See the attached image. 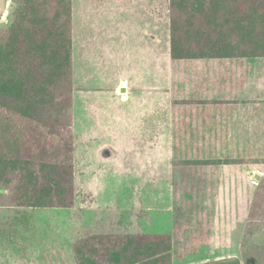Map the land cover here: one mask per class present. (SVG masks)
<instances>
[{"label": "crops", "instance_id": "1", "mask_svg": "<svg viewBox=\"0 0 264 264\" xmlns=\"http://www.w3.org/2000/svg\"><path fill=\"white\" fill-rule=\"evenodd\" d=\"M76 4L104 18L79 21ZM72 7L74 177L77 154L90 152L99 126L110 132L108 163L147 170L139 184L159 186L164 177L170 185L247 183L255 165L241 155L264 152V57L176 62L170 5L162 23L161 0H72ZM101 67L106 86L80 76ZM12 220L10 228L16 214Z\"/></svg>", "mask_w": 264, "mask_h": 264}, {"label": "trees", "instance_id": "2", "mask_svg": "<svg viewBox=\"0 0 264 264\" xmlns=\"http://www.w3.org/2000/svg\"><path fill=\"white\" fill-rule=\"evenodd\" d=\"M14 4L0 31V193L16 211L70 208L72 0ZM170 34L176 60L264 57V0H170ZM250 193L246 188L234 202L237 220H246L241 257L195 264H264V244L257 242L264 237V180ZM173 236L89 233L72 250L76 264H174Z\"/></svg>", "mask_w": 264, "mask_h": 264}, {"label": "rangeland", "instance_id": "3", "mask_svg": "<svg viewBox=\"0 0 264 264\" xmlns=\"http://www.w3.org/2000/svg\"><path fill=\"white\" fill-rule=\"evenodd\" d=\"M169 5L170 0H161L162 23ZM14 6V0H0V31L10 23ZM75 13L79 21L81 16L87 20L104 18L95 8L90 14L77 4ZM81 32H85L83 27ZM176 62L183 64L190 59ZM102 68L88 74L81 72L80 76L86 77L91 86H106L110 76ZM90 133L93 139L90 152L85 158L77 154L75 160L74 206L28 208L17 212L0 193V264H76L72 250L76 239L89 233L111 232L173 234L174 264L241 257L246 220H237L239 214L234 202L246 188L251 189V196L264 180V152L241 155L239 161L247 160L255 165L243 185H188L178 181L170 185L166 183L169 179L164 177L161 185L152 186L138 183L140 176L147 173L138 164L128 166L125 162L122 167L120 162L105 160L110 152L106 155L103 141L110 132H100V127L96 126ZM165 173H169L168 167L162 170V174ZM256 174L260 175V180L255 178ZM15 214L20 219H16L11 230L6 223ZM257 242L264 244V237Z\"/></svg>", "mask_w": 264, "mask_h": 264}, {"label": "water", "instance_id": "4", "mask_svg": "<svg viewBox=\"0 0 264 264\" xmlns=\"http://www.w3.org/2000/svg\"><path fill=\"white\" fill-rule=\"evenodd\" d=\"M255 178H256L257 180H260V175H259V174H256V175H255Z\"/></svg>", "mask_w": 264, "mask_h": 264}]
</instances>
